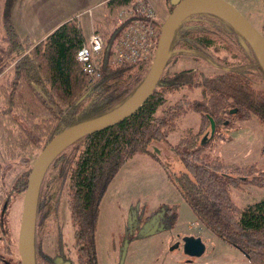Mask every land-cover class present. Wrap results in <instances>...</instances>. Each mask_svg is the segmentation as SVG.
Returning <instances> with one entry per match:
<instances>
[{
    "label": "trees",
    "instance_id": "16d2710c",
    "mask_svg": "<svg viewBox=\"0 0 264 264\" xmlns=\"http://www.w3.org/2000/svg\"><path fill=\"white\" fill-rule=\"evenodd\" d=\"M15 1L4 0L1 11L0 145L8 160L24 163L64 130L123 105L152 64L113 61L115 48L134 19L127 16L114 28L112 23L137 0H108L102 5L104 19L92 28L103 40L98 79L85 76L76 59L87 43L78 18L33 43L12 22ZM172 9L173 5L169 14ZM168 53L155 91L137 112L71 144L45 170L37 193L36 264H54L56 258L69 264H97L100 205L115 175L134 154L164 140L177 120L190 113L201 115L200 131H187L178 140L174 151L183 168L176 174L165 169L168 178L201 226L240 250L252 264H264V200L240 209L230 197L232 188L263 184L264 173L254 166L206 161L205 144H200L207 129L212 133V123L216 128L255 117L264 126V73L245 40L212 13L184 18L172 33ZM181 62L183 67L178 66ZM211 139L214 135L207 140ZM30 172L16 181L0 211V264H21L10 250L6 214L10 196L25 193ZM63 204L72 224L73 260L63 252ZM50 232L56 233L54 259L42 250Z\"/></svg>",
    "mask_w": 264,
    "mask_h": 264
},
{
    "label": "rangeland",
    "instance_id": "374dc122",
    "mask_svg": "<svg viewBox=\"0 0 264 264\" xmlns=\"http://www.w3.org/2000/svg\"><path fill=\"white\" fill-rule=\"evenodd\" d=\"M143 1H148L153 7L161 23L157 24L160 28L170 15L173 0ZM224 1L231 4L256 31L264 34V3L261 0ZM3 2L4 0H0V32ZM57 2L15 1L12 14L15 17L17 13L16 20L26 19L29 24L28 36L32 42H40L59 24L55 21L57 17L51 13ZM99 2L95 0L89 10L80 11L77 15L87 41L93 26L101 24L104 19L102 7L97 6ZM60 9L64 10L62 18H68L73 10L68 5ZM119 18L113 21V28L119 26ZM178 66L183 67V63ZM200 122L201 115L198 113L180 117L175 129L164 140L151 142L146 151L137 152L119 169L100 205L96 231L97 264H117L116 256L120 260L119 264H252L240 250L232 248L201 226L165 171L167 169L175 174L181 171L183 165L174 147L185 132L199 133ZM213 135L214 139L207 140ZM200 144H205L206 161L218 159L226 165L254 166L264 173V126L255 117L246 122L235 121L229 126L218 125L211 134L207 129ZM1 147L0 145V211L16 181L32 168L40 153L28 156V161L21 163L8 160ZM24 195L25 193L10 196L6 214L10 250L15 260L20 259L18 237ZM230 197L240 209L255 204L264 200V182L261 185L250 183L232 188ZM160 211L169 213L156 228V213ZM60 222L63 227L62 239L66 244L64 255L73 260L76 258L72 248L73 230L65 204L61 207ZM161 227L163 230L159 231ZM187 237L201 240L204 246L201 256L189 257L180 247L176 248L180 239ZM126 238L130 241L122 249L121 244ZM55 243L56 233L50 232L43 238L42 250L52 259L56 258Z\"/></svg>",
    "mask_w": 264,
    "mask_h": 264
},
{
    "label": "water",
    "instance_id": "95a60500",
    "mask_svg": "<svg viewBox=\"0 0 264 264\" xmlns=\"http://www.w3.org/2000/svg\"><path fill=\"white\" fill-rule=\"evenodd\" d=\"M173 9L161 27L157 50L150 71L139 89L117 109L90 121L72 126L55 136L39 153L28 176L24 195L21 225L18 237V253L21 264L35 262V222L37 193L41 178L52 160L64 149L80 139L117 125L137 112L155 91L169 59V44L172 33L186 18L187 7L205 5L212 14L222 18L249 45L264 73V40L251 24L228 2L224 0H173ZM212 133L215 130L212 123ZM155 232H153L154 234ZM184 253L189 257H199L204 252L200 239L184 238ZM62 260L55 259V264Z\"/></svg>",
    "mask_w": 264,
    "mask_h": 264
},
{
    "label": "built area",
    "instance_id": "2783aa9c",
    "mask_svg": "<svg viewBox=\"0 0 264 264\" xmlns=\"http://www.w3.org/2000/svg\"><path fill=\"white\" fill-rule=\"evenodd\" d=\"M134 20L126 28L119 40L114 54L115 64L136 63L150 61L153 63L157 50L160 28L157 25V15L148 1L137 0L129 9L119 15L118 25L125 17ZM103 40L100 35L92 32L87 43L81 47L76 59L80 63L82 72L91 79H98L101 75L100 56Z\"/></svg>",
    "mask_w": 264,
    "mask_h": 264
},
{
    "label": "crops",
    "instance_id": "0c3cea01",
    "mask_svg": "<svg viewBox=\"0 0 264 264\" xmlns=\"http://www.w3.org/2000/svg\"><path fill=\"white\" fill-rule=\"evenodd\" d=\"M55 2H57V4L55 5L54 3V6L55 8L51 11V13L53 15H55L56 20L55 21H58L57 23V26L54 28L56 29L58 26H60L62 23H65L73 18H78V13L80 11H86V10H89L90 7H91V4L95 1V0H54ZM100 2L97 4L98 7H102V5L108 1V0H99ZM96 3V2H95ZM94 4V3H93ZM92 4V5H93ZM65 5H68V6H72L73 10L70 11V13L68 14V18H62L63 16L61 15V13L64 12L63 9H60V7H63ZM13 7H12V11L11 13L13 12ZM54 11V13H53ZM14 14H12V22L17 30V32L23 36V37H28L29 38V24H27V21L26 19H24L23 21L17 19L16 20V16H17V13H15V17L13 16ZM62 21V22H60ZM65 21V22H64ZM157 24H161L158 19H157ZM54 31V30H53ZM52 31V32H53ZM30 39V38H29ZM42 41V40H41ZM32 42V41H31ZM35 43V42H33ZM37 43V42H36Z\"/></svg>",
    "mask_w": 264,
    "mask_h": 264
},
{
    "label": "flooded vegetation",
    "instance_id": "af4514ba",
    "mask_svg": "<svg viewBox=\"0 0 264 264\" xmlns=\"http://www.w3.org/2000/svg\"><path fill=\"white\" fill-rule=\"evenodd\" d=\"M167 213H169V212L160 211V212L156 213V218H157V220H156V228L159 227V223H160V222L162 221V219L167 215ZM156 233H158V232H155L154 234H156ZM187 238H189V237H187ZM194 239H196V238H194ZM180 240H181L180 243L176 244V248H179V247H180V248L183 250V252H184V245H185L184 238H182V239H180ZM129 241H130L129 238L124 239L123 243L121 244V248H122V249H123V247L125 248V246L128 245ZM113 249L116 250L115 248H113ZM184 254H185V253H184ZM186 256H187V255H186ZM66 258H67V257H66ZM115 258H117L118 261H116ZM115 258H114V260L116 261L115 263L119 264V262H120L119 258H118L117 256H116ZM56 259H61V260H63L62 258H56ZM54 261H55V260H54ZM69 263H70V261L68 260V261L65 262V263H63V262L61 261L59 264H69ZM54 264H55V262H54ZM120 264H121V263H120Z\"/></svg>",
    "mask_w": 264,
    "mask_h": 264
},
{
    "label": "bare ground",
    "instance_id": "6f19581e",
    "mask_svg": "<svg viewBox=\"0 0 264 264\" xmlns=\"http://www.w3.org/2000/svg\"><path fill=\"white\" fill-rule=\"evenodd\" d=\"M209 12H212V10L205 5H193L187 7L182 16L187 17L197 13H209Z\"/></svg>",
    "mask_w": 264,
    "mask_h": 264
}]
</instances>
